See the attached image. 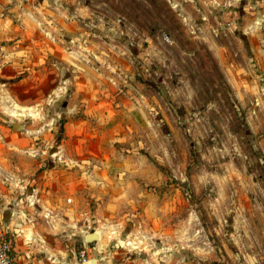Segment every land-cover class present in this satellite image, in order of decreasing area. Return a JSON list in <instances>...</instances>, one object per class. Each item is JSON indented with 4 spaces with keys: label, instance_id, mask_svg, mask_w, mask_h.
<instances>
[{
    "label": "rangeland",
    "instance_id": "374dc122",
    "mask_svg": "<svg viewBox=\"0 0 264 264\" xmlns=\"http://www.w3.org/2000/svg\"><path fill=\"white\" fill-rule=\"evenodd\" d=\"M31 2L0 40V128L127 190L106 223L129 263L264 264V0Z\"/></svg>",
    "mask_w": 264,
    "mask_h": 264
},
{
    "label": "crops",
    "instance_id": "0c3cea01",
    "mask_svg": "<svg viewBox=\"0 0 264 264\" xmlns=\"http://www.w3.org/2000/svg\"><path fill=\"white\" fill-rule=\"evenodd\" d=\"M31 4V0H0V40L6 38L5 27L13 16L27 21L25 10L31 9ZM39 5L34 7L43 13V4ZM15 47L20 45H0V54ZM35 132L29 135L23 130L0 128V227L14 233L13 253L18 264H82L77 246L88 249L90 264H131V252L136 250L122 234L127 238L132 230L121 229L120 219L106 223L127 198V190L107 189L111 180L102 175L93 178L82 163L79 175L76 169L66 171L62 160L54 158L59 157L60 144L35 143L33 139L47 138L42 126ZM94 183L100 184L99 192L91 191ZM93 221L101 225L93 228ZM93 232L98 239L88 244L85 238Z\"/></svg>",
    "mask_w": 264,
    "mask_h": 264
},
{
    "label": "built area",
    "instance_id": "2783aa9c",
    "mask_svg": "<svg viewBox=\"0 0 264 264\" xmlns=\"http://www.w3.org/2000/svg\"><path fill=\"white\" fill-rule=\"evenodd\" d=\"M70 201V199H67ZM14 233L10 230L0 227V264H18L14 256ZM77 256L80 263H90L88 249L81 247L77 251Z\"/></svg>",
    "mask_w": 264,
    "mask_h": 264
},
{
    "label": "water",
    "instance_id": "95a60500",
    "mask_svg": "<svg viewBox=\"0 0 264 264\" xmlns=\"http://www.w3.org/2000/svg\"><path fill=\"white\" fill-rule=\"evenodd\" d=\"M98 239V234L96 232L90 233L86 236L85 241L87 243L94 242Z\"/></svg>",
    "mask_w": 264,
    "mask_h": 264
},
{
    "label": "trees",
    "instance_id": "16d2710c",
    "mask_svg": "<svg viewBox=\"0 0 264 264\" xmlns=\"http://www.w3.org/2000/svg\"><path fill=\"white\" fill-rule=\"evenodd\" d=\"M88 244H90V243H88ZM79 248H81V247H79Z\"/></svg>",
    "mask_w": 264,
    "mask_h": 264
},
{
    "label": "bare ground",
    "instance_id": "6f19581e",
    "mask_svg": "<svg viewBox=\"0 0 264 264\" xmlns=\"http://www.w3.org/2000/svg\"><path fill=\"white\" fill-rule=\"evenodd\" d=\"M92 263V262H91ZM88 264H90V263H88Z\"/></svg>",
    "mask_w": 264,
    "mask_h": 264
}]
</instances>
